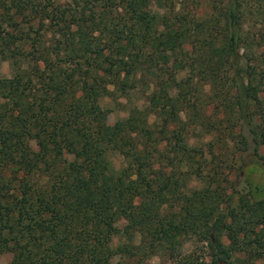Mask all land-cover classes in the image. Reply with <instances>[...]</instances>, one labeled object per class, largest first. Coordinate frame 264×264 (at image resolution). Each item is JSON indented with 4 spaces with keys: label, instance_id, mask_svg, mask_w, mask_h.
Masks as SVG:
<instances>
[{
    "label": "trees",
    "instance_id": "1",
    "mask_svg": "<svg viewBox=\"0 0 264 264\" xmlns=\"http://www.w3.org/2000/svg\"><path fill=\"white\" fill-rule=\"evenodd\" d=\"M0 61L6 264H192L186 242L198 264H264V197L225 193L181 119L236 179L264 172V0H0ZM136 87L141 106L104 124L100 102Z\"/></svg>",
    "mask_w": 264,
    "mask_h": 264
},
{
    "label": "rangeland",
    "instance_id": "2",
    "mask_svg": "<svg viewBox=\"0 0 264 264\" xmlns=\"http://www.w3.org/2000/svg\"><path fill=\"white\" fill-rule=\"evenodd\" d=\"M11 75V66L9 62L0 61V76L1 77H9ZM206 90V88L204 89ZM146 91L143 88L136 87L134 90L128 91L126 94H122L119 92H115L111 97H105L100 105L103 109V122L106 125H111L117 119H120L125 116L129 108L132 106H141L144 101V93ZM209 107L206 108V114L211 121L215 119L213 115L210 114ZM220 116H217L216 119H219ZM181 119L186 121V123H191L190 126H187V136L188 143L191 146L201 147L205 153V162L207 164L204 173L208 176H215L219 172H222L223 175H218L219 185L223 189L225 193L234 194V200L236 201L239 197L243 199H247L249 201L259 200L264 197V172L250 164L246 165L243 169L239 178L236 179L235 171L224 170V166L226 163L231 161L230 152L223 148L218 149V145H213V156L209 155L207 152L209 143H215L216 134L213 132H206L203 127L198 126L196 123H192L190 119V113L185 110L181 112ZM208 119V120H209ZM149 121H152V117L149 118ZM221 145V144H220ZM112 162L115 169H118L121 165V160L117 156L112 157ZM221 167V168H220ZM233 182V183H232ZM187 186L194 189L203 188L202 182L192 177L187 181ZM121 223V222H120ZM119 224V223H118ZM137 240V239H136ZM250 240L254 241V235L251 234L247 236L244 242ZM224 244H227V241L222 238ZM252 248L255 244H250ZM205 249H201V246L193 245L191 242L184 243L181 249L182 256L191 255L192 264H198L201 260H204L205 257ZM258 254V250L255 251V254ZM246 253L237 254L236 258L241 262L240 264H249L251 259L247 258ZM142 260L141 264H172L170 261H167L162 256H152L150 258H144L139 256ZM10 259L8 254L0 255V264H6ZM134 262L131 259L121 257H114L112 259V264H133ZM261 261L254 260L253 264H261Z\"/></svg>",
    "mask_w": 264,
    "mask_h": 264
}]
</instances>
